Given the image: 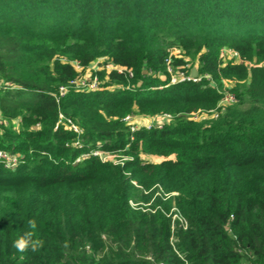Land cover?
<instances>
[{"label":"trees","instance_id":"16d2710c","mask_svg":"<svg viewBox=\"0 0 264 264\" xmlns=\"http://www.w3.org/2000/svg\"><path fill=\"white\" fill-rule=\"evenodd\" d=\"M0 82V264H264V0H0Z\"/></svg>","mask_w":264,"mask_h":264},{"label":"built area","instance_id":"2783aa9c","mask_svg":"<svg viewBox=\"0 0 264 264\" xmlns=\"http://www.w3.org/2000/svg\"><path fill=\"white\" fill-rule=\"evenodd\" d=\"M228 50L229 49L224 50L222 52V54H221V56L223 58L222 60L224 62L233 61L235 63H239L240 57H239L238 53L233 51V50H232L234 52L233 56L231 58H229V57L225 58ZM173 55L174 56L179 55V50L173 49L171 56H173ZM167 64L169 65L168 71L171 74V82L172 83L181 82V81L198 82L201 80L199 75L197 78H193L191 76V73L186 74L183 71L174 72L173 69L171 68V59L170 58L168 59ZM75 66H76L77 70H83V68L79 64L75 63ZM115 69L118 70L119 72L123 71L122 68L115 67L112 64L106 66V70L108 72H111L112 70H115ZM98 70H100V68H98V67L93 69L94 73H95V71H98ZM130 75L132 76L131 73H130ZM212 84H215V83L212 82ZM1 85H2V83L0 82V86ZM72 85L78 91H96V90L101 89V87H102V83L99 80L97 75H94L93 78L91 79V81H89V82H84V81H80L79 79H76L75 81L72 82ZM232 87H233L232 81H224V87L221 91H219V93L222 95V98L218 104V107L214 111H210L208 113H213L215 115V117H217L219 109H221L222 107H226V106L235 104L237 102L238 99H237L236 95L231 92ZM67 92H68L67 88H62L61 92H60V96L65 95ZM204 115H206V114H203V113L200 114L199 112H197V113L191 114L190 117L193 118L194 120H199L198 118L200 116H204ZM135 118H137V116L129 115L124 119V122H126V124L130 126V130L132 132L138 130L141 127L134 121ZM172 118L173 117L171 115H168V114H164L161 116H155V117L149 119V122L147 125H145V128L146 129H151L154 127L162 128L165 124L170 123L172 121ZM74 130L78 131L77 128H75V127H74ZM90 155L95 156V157H99V158L103 159L104 161H108L109 157H111L112 154H108V153H104L103 151L96 150V151L92 152V154H90ZM0 157H6V155H4L3 153H0ZM86 157H89V155H86ZM8 160H9V162H11V166H15L17 163L16 158L8 159ZM110 161H112V160H110Z\"/></svg>","mask_w":264,"mask_h":264},{"label":"rangeland","instance_id":"374dc122","mask_svg":"<svg viewBox=\"0 0 264 264\" xmlns=\"http://www.w3.org/2000/svg\"><path fill=\"white\" fill-rule=\"evenodd\" d=\"M233 51L231 50V49H229L228 50V52L226 53V57L225 58H231L232 56H233ZM187 59V61L189 62V64L187 65V69L185 70V71H183L184 73H186L187 74V71H189L190 69H193V68H196V66L194 65V63L191 61V59L190 58H186ZM102 62H103V60H102ZM228 62V61H227ZM94 65V66H93ZM97 66H99V64L97 63V65H96V63H94V64H92V67L91 68H88V69H86V70H77L78 72H79V74H80V77L78 78L80 81H84V82H89V81H91V79L93 78V76H94V71H93V69L94 68H96ZM103 69V68H102ZM102 69H100V70H102ZM99 78V77H98ZM100 80V79H99ZM206 118H210V117H213V114H206V115H204ZM204 116H200L198 119H202ZM204 117V118H205ZM142 119H145V121L148 123L149 122V120L148 119H151V118H144V117H142ZM139 126H144V125H142L143 123H141V122H139V123H137ZM16 129H18L19 128V123H16L15 124V126H14ZM119 158H121L120 156H117V155H111V157H109V160H114V161H117ZM144 159H146V160H150V161H154V162H160V161H162V158H156V157H149V158H146V157H144ZM156 189H158V192H157V195L158 196H166L165 195V193L163 192V190L161 189V188H159V187H156ZM172 213H174V218H177V215H178V217L180 218V216H179V214H178V212L176 211V209L175 208H173L172 209ZM180 220L182 221V222H184V220L182 219V218H180Z\"/></svg>","mask_w":264,"mask_h":264},{"label":"clouds","instance_id":"9594fccd","mask_svg":"<svg viewBox=\"0 0 264 264\" xmlns=\"http://www.w3.org/2000/svg\"><path fill=\"white\" fill-rule=\"evenodd\" d=\"M28 230L24 231L13 241V247L20 253L26 251L37 252L43 247V240L37 235V222L35 219L27 221ZM67 247V244L65 245Z\"/></svg>","mask_w":264,"mask_h":264},{"label":"crops","instance_id":"0c3cea01","mask_svg":"<svg viewBox=\"0 0 264 264\" xmlns=\"http://www.w3.org/2000/svg\"><path fill=\"white\" fill-rule=\"evenodd\" d=\"M148 120H149V119H148ZM134 121H135L136 123L141 122V123H143L144 126L148 124V123L145 121V119H142L141 117H137V118H135Z\"/></svg>","mask_w":264,"mask_h":264},{"label":"water","instance_id":"95a60500","mask_svg":"<svg viewBox=\"0 0 264 264\" xmlns=\"http://www.w3.org/2000/svg\"><path fill=\"white\" fill-rule=\"evenodd\" d=\"M198 70H197V68H193L192 70H191V76L193 77V78H197L198 77Z\"/></svg>","mask_w":264,"mask_h":264}]
</instances>
